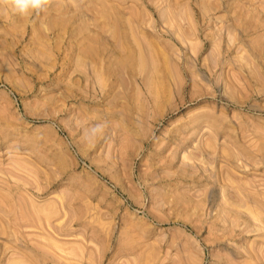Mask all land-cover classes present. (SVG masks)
<instances>
[{"label": "rangeland", "instance_id": "rangeland-1", "mask_svg": "<svg viewBox=\"0 0 264 264\" xmlns=\"http://www.w3.org/2000/svg\"><path fill=\"white\" fill-rule=\"evenodd\" d=\"M0 264H264V0L0 8Z\"/></svg>", "mask_w": 264, "mask_h": 264}, {"label": "clouds", "instance_id": "clouds-1", "mask_svg": "<svg viewBox=\"0 0 264 264\" xmlns=\"http://www.w3.org/2000/svg\"><path fill=\"white\" fill-rule=\"evenodd\" d=\"M50 0H0V8H3L13 15L28 17L39 15L47 10ZM104 125L97 124L88 129L86 138H96L103 135Z\"/></svg>", "mask_w": 264, "mask_h": 264}]
</instances>
